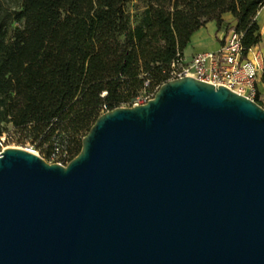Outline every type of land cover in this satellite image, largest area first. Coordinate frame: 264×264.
<instances>
[{
    "label": "water",
    "instance_id": "1",
    "mask_svg": "<svg viewBox=\"0 0 264 264\" xmlns=\"http://www.w3.org/2000/svg\"><path fill=\"white\" fill-rule=\"evenodd\" d=\"M0 264H264V107L185 77L67 166L5 149Z\"/></svg>",
    "mask_w": 264,
    "mask_h": 264
},
{
    "label": "trees",
    "instance_id": "2",
    "mask_svg": "<svg viewBox=\"0 0 264 264\" xmlns=\"http://www.w3.org/2000/svg\"><path fill=\"white\" fill-rule=\"evenodd\" d=\"M263 6L264 0H0V141L11 125L48 144L49 162L57 151L72 161L104 112L129 107L168 82L172 63L208 23L241 34L245 55L257 47Z\"/></svg>",
    "mask_w": 264,
    "mask_h": 264
},
{
    "label": "built area",
    "instance_id": "3",
    "mask_svg": "<svg viewBox=\"0 0 264 264\" xmlns=\"http://www.w3.org/2000/svg\"><path fill=\"white\" fill-rule=\"evenodd\" d=\"M242 39L241 34L231 30L223 39L218 51L197 54L192 58L179 56L171 65L168 81L191 77L215 86H224L261 103L257 78L259 72L264 68L263 54L253 48L245 55ZM158 90L159 88L138 97L129 107L147 104L154 99ZM5 139L6 135L1 138V146ZM70 162L68 153L61 154L60 151H57L49 163L67 166Z\"/></svg>",
    "mask_w": 264,
    "mask_h": 264
},
{
    "label": "crops",
    "instance_id": "4",
    "mask_svg": "<svg viewBox=\"0 0 264 264\" xmlns=\"http://www.w3.org/2000/svg\"><path fill=\"white\" fill-rule=\"evenodd\" d=\"M224 20L233 23V18L229 14L224 16ZM257 22L260 26L262 42L254 49L261 51L264 58V6L258 13ZM226 35L227 33L225 30H218L216 22L208 23L204 28L200 29L192 36L190 44L184 51L185 57L192 58L197 54L218 51ZM257 89L261 104L264 107V68L258 74Z\"/></svg>",
    "mask_w": 264,
    "mask_h": 264
},
{
    "label": "rangeland",
    "instance_id": "5",
    "mask_svg": "<svg viewBox=\"0 0 264 264\" xmlns=\"http://www.w3.org/2000/svg\"><path fill=\"white\" fill-rule=\"evenodd\" d=\"M134 4L135 3H132L128 6V9L132 14H136ZM6 128V132L8 133L6 134L5 142L2 143L1 152L7 148L25 149L34 152L37 155H40L43 159L49 162L47 156L50 147L48 144L42 145L40 140L28 137V135L23 132L17 131L11 125H8Z\"/></svg>",
    "mask_w": 264,
    "mask_h": 264
}]
</instances>
